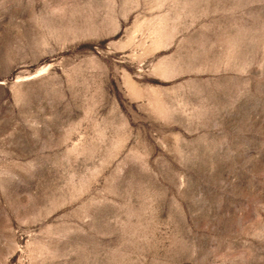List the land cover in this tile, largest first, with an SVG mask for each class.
<instances>
[{
	"label": "rangeland",
	"instance_id": "1",
	"mask_svg": "<svg viewBox=\"0 0 264 264\" xmlns=\"http://www.w3.org/2000/svg\"><path fill=\"white\" fill-rule=\"evenodd\" d=\"M0 264H264V0H0Z\"/></svg>",
	"mask_w": 264,
	"mask_h": 264
}]
</instances>
